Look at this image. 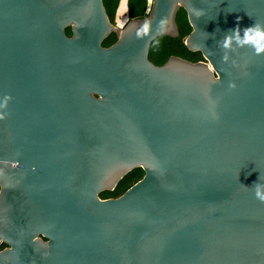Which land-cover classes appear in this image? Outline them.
<instances>
[{
    "label": "water",
    "instance_id": "95a60500",
    "mask_svg": "<svg viewBox=\"0 0 264 264\" xmlns=\"http://www.w3.org/2000/svg\"><path fill=\"white\" fill-rule=\"evenodd\" d=\"M182 1L154 0L103 47L102 0H0V212L17 183L36 260L6 247L3 264H264V53L219 47L264 24V0L209 2L219 39L186 0L184 43L207 61L156 66L149 46L178 36Z\"/></svg>",
    "mask_w": 264,
    "mask_h": 264
},
{
    "label": "trees",
    "instance_id": "16d2710c",
    "mask_svg": "<svg viewBox=\"0 0 264 264\" xmlns=\"http://www.w3.org/2000/svg\"><path fill=\"white\" fill-rule=\"evenodd\" d=\"M121 0H102L105 13L110 23L114 22L116 10ZM148 0H127V15L130 19H144L148 17ZM175 23L178 28V36L159 35L154 38L149 46L148 59L156 66L163 65L170 56L197 62L203 60L201 52L190 51L184 44V38L190 34L192 27L186 16V11L180 7L175 15ZM67 36H71L70 28H66ZM117 34L112 31L102 42L103 47H109L117 41ZM144 171L136 167L129 171L112 190H104L100 198H116L121 196L135 182H137Z\"/></svg>",
    "mask_w": 264,
    "mask_h": 264
},
{
    "label": "flooded vegetation",
    "instance_id": "af4514ba",
    "mask_svg": "<svg viewBox=\"0 0 264 264\" xmlns=\"http://www.w3.org/2000/svg\"><path fill=\"white\" fill-rule=\"evenodd\" d=\"M211 1L218 2L219 0H190V3L192 4L193 2L194 4L197 3L200 5L201 8L200 12L202 14V17L205 18V21L208 22L207 28L210 29V33L205 37L211 39L212 38L215 39L216 37L217 39H219L218 36L220 35L219 34L220 29L218 30L214 29L215 27L213 26L214 24L213 21L222 18L221 17L222 9L221 6L218 4L215 5L212 4L213 7L211 8L207 7L206 5L209 2L211 3ZM185 2L186 0L182 1V3L179 4L178 9L182 7L186 11L187 19L192 27V24L189 19V11L187 6L185 5ZM175 15H174V21H175ZM67 28H70L72 33L71 25H69ZM192 31H193V27L191 32ZM188 49L194 52L195 51L201 52V50H191L190 48ZM201 55L203 60L200 61H207L204 59L202 52ZM6 198L7 201L0 212V231L2 232L4 237L8 238V240H11V242L7 244H3L0 249L2 250L6 247H10V248L14 247L15 249L14 253L17 255L18 259L26 260V262L28 263L33 261L35 262L36 260H34L35 256L33 254V247L28 243V238H27V235L29 234V232L32 230L33 227L30 225V219H29L30 217L27 216L29 213L28 211H26L25 204L22 202V191L19 189V185L17 183H14L12 186L8 188V194ZM0 264H3L2 260H0Z\"/></svg>",
    "mask_w": 264,
    "mask_h": 264
},
{
    "label": "clouds",
    "instance_id": "9594fccd",
    "mask_svg": "<svg viewBox=\"0 0 264 264\" xmlns=\"http://www.w3.org/2000/svg\"><path fill=\"white\" fill-rule=\"evenodd\" d=\"M151 2V0H149ZM239 19V18H238ZM149 31V23L145 22L143 25V34L146 35ZM142 33L137 32V37H141ZM233 45L237 47L249 46L254 49L256 54L264 53V24L255 22L253 25L248 26L243 29V34L241 35V30L239 27L231 30L223 39L222 43L219 42V47L223 48L225 54L223 56L224 60L228 59L227 51L233 50ZM229 87L235 88L234 83H230ZM5 114L0 113V119H4ZM255 195L256 197L264 202V186L254 183Z\"/></svg>",
    "mask_w": 264,
    "mask_h": 264
},
{
    "label": "rangeland",
    "instance_id": "374dc122",
    "mask_svg": "<svg viewBox=\"0 0 264 264\" xmlns=\"http://www.w3.org/2000/svg\"><path fill=\"white\" fill-rule=\"evenodd\" d=\"M153 2H154V0H151V2H149V0H148V6H147L148 13L150 12V10L152 8ZM129 20H131V19L127 15V0H121L119 5H118V8L116 10L114 22L111 23L113 25V27L115 28L114 31L121 29V28H122L121 29V31H122L123 28L126 26V22H129ZM143 175H144V172L142 173L139 180L142 179ZM100 199H103V198H100ZM41 238L44 239L43 237H41ZM44 241H46V240L44 239Z\"/></svg>",
    "mask_w": 264,
    "mask_h": 264
},
{
    "label": "bare ground",
    "instance_id": "6f19581e",
    "mask_svg": "<svg viewBox=\"0 0 264 264\" xmlns=\"http://www.w3.org/2000/svg\"><path fill=\"white\" fill-rule=\"evenodd\" d=\"M192 42H193V41H192ZM192 42H191V43H192Z\"/></svg>",
    "mask_w": 264,
    "mask_h": 264
}]
</instances>
